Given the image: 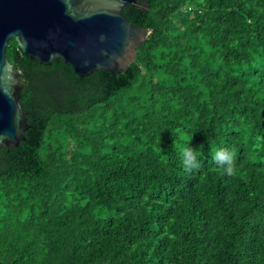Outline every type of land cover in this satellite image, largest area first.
Instances as JSON below:
<instances>
[{
	"label": "trees",
	"instance_id": "trees-1",
	"mask_svg": "<svg viewBox=\"0 0 264 264\" xmlns=\"http://www.w3.org/2000/svg\"><path fill=\"white\" fill-rule=\"evenodd\" d=\"M122 13L149 31L122 71L80 77L10 41L31 128L0 148V264H264V0Z\"/></svg>",
	"mask_w": 264,
	"mask_h": 264
},
{
	"label": "water",
	"instance_id": "water-1",
	"mask_svg": "<svg viewBox=\"0 0 264 264\" xmlns=\"http://www.w3.org/2000/svg\"><path fill=\"white\" fill-rule=\"evenodd\" d=\"M137 0H0V148L16 147L31 128L20 105L23 79L8 59L14 38L31 59L63 60L75 74L122 71L137 56L147 28L123 15Z\"/></svg>",
	"mask_w": 264,
	"mask_h": 264
},
{
	"label": "clouds",
	"instance_id": "clouds-1",
	"mask_svg": "<svg viewBox=\"0 0 264 264\" xmlns=\"http://www.w3.org/2000/svg\"><path fill=\"white\" fill-rule=\"evenodd\" d=\"M174 147H177L182 155V163L186 170L198 169L200 167L198 158L193 149L177 145L174 141ZM213 159L223 174L228 176L236 175V161L234 152L221 149L214 153Z\"/></svg>",
	"mask_w": 264,
	"mask_h": 264
}]
</instances>
